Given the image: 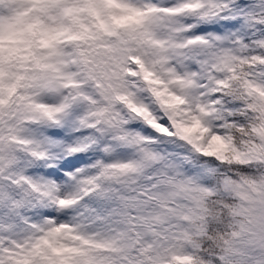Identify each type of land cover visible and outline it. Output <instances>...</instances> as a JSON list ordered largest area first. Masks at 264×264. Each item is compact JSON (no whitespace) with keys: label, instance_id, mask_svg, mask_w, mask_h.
I'll list each match as a JSON object with an SVG mask.
<instances>
[{"label":"snow or ice","instance_id":"6c2138e0","mask_svg":"<svg viewBox=\"0 0 264 264\" xmlns=\"http://www.w3.org/2000/svg\"><path fill=\"white\" fill-rule=\"evenodd\" d=\"M30 6L0 59V264H264V0Z\"/></svg>","mask_w":264,"mask_h":264},{"label":"rangeland","instance_id":"374dc122","mask_svg":"<svg viewBox=\"0 0 264 264\" xmlns=\"http://www.w3.org/2000/svg\"><path fill=\"white\" fill-rule=\"evenodd\" d=\"M137 16L134 14H124L121 18L125 21H132L136 18Z\"/></svg>","mask_w":264,"mask_h":264}]
</instances>
